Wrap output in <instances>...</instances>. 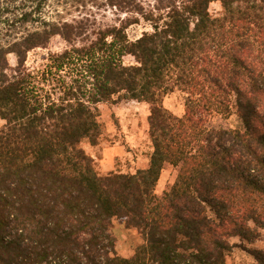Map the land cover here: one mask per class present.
I'll list each match as a JSON object with an SVG mask.
<instances>
[{
  "label": "trees",
  "instance_id": "obj_1",
  "mask_svg": "<svg viewBox=\"0 0 264 264\" xmlns=\"http://www.w3.org/2000/svg\"><path fill=\"white\" fill-rule=\"evenodd\" d=\"M95 1L0 0V264H226L232 238L264 231V0H103L109 25L48 13ZM140 19L151 32L132 41ZM55 37L65 48L28 66ZM175 91L182 116L163 104ZM122 101L149 106L152 152L145 169L101 175L82 144L104 132L99 105ZM232 115L239 128L207 126ZM113 219L142 237L131 257Z\"/></svg>",
  "mask_w": 264,
  "mask_h": 264
},
{
  "label": "rangeland",
  "instance_id": "obj_2",
  "mask_svg": "<svg viewBox=\"0 0 264 264\" xmlns=\"http://www.w3.org/2000/svg\"><path fill=\"white\" fill-rule=\"evenodd\" d=\"M103 0L87 3L83 7L71 3H64L54 8H49L48 13L52 20L71 21L82 16H91L101 24H113L117 18L109 9L97 7ZM146 10L154 4V0H141ZM211 9L217 11L219 6L212 5ZM48 15V16H49ZM125 16H121L124 18ZM144 32H151V26L140 19L137 24L127 29L130 40L139 38ZM65 48L64 42L58 37L52 38L47 49H37L27 56V65L30 67H40L44 64V58L50 52H60ZM11 66L16 64L13 55L8 57ZM125 64H133L132 57L123 59ZM185 94L175 91L164 98V106L176 116L184 114ZM100 122L104 126V132L99 138L97 145L91 146L88 142L82 144L83 149L90 156H94L95 167L99 174V160L102 159V151L106 148L116 150L114 159L110 160L115 173H135L136 170L148 164L149 156L152 152V145L148 137L149 106L147 104H137L132 101H122L117 104H103L100 107ZM0 119V128L3 126ZM209 128L235 129L240 127V123L235 115L228 118L220 116L209 118L207 121ZM177 170L169 165L165 166L162 176L156 187V194L161 196L174 182ZM102 175V174H101ZM111 235L115 238V251L118 256L131 257L135 248L142 242V237L138 231L127 229L124 222L113 219ZM230 244L233 246L231 254L226 258V264H254L255 260L251 252L264 250V231L261 238L253 242L242 241L239 238H232Z\"/></svg>",
  "mask_w": 264,
  "mask_h": 264
},
{
  "label": "crops",
  "instance_id": "obj_3",
  "mask_svg": "<svg viewBox=\"0 0 264 264\" xmlns=\"http://www.w3.org/2000/svg\"><path fill=\"white\" fill-rule=\"evenodd\" d=\"M132 102H134V101H132ZM135 103L140 104V105L144 104V103H138V102H135ZM101 106H103V104L99 105V109H100ZM115 155H116L115 148L114 149L106 148V149H104L102 151V159L99 160V169H100V172H101L102 175H106V174H108V173H110V172H112L114 170L113 165L110 164V160L114 159ZM91 157L94 160H96L94 156H91ZM147 166H148V164L144 165L140 169H145V168H147ZM161 176H162V174H161Z\"/></svg>",
  "mask_w": 264,
  "mask_h": 264
}]
</instances>
